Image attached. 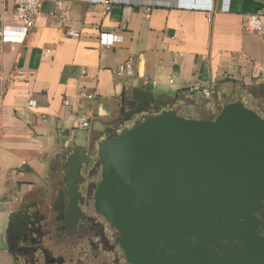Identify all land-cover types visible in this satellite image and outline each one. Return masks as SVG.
I'll return each mask as SVG.
<instances>
[{
	"label": "crops",
	"instance_id": "0c3cea01",
	"mask_svg": "<svg viewBox=\"0 0 264 264\" xmlns=\"http://www.w3.org/2000/svg\"><path fill=\"white\" fill-rule=\"evenodd\" d=\"M57 1H44L24 43L0 40V264H13L15 216L31 199L55 200L58 170L76 149L98 157L110 139L166 112L215 119L242 102L264 115V30L247 19L264 0H210L209 11L198 7L205 0H115L109 12L99 0H68L79 37L52 14ZM3 29L24 37L13 4L0 0ZM103 32L119 38L112 48ZM130 58L135 75L120 78Z\"/></svg>",
	"mask_w": 264,
	"mask_h": 264
},
{
	"label": "water",
	"instance_id": "95a60500",
	"mask_svg": "<svg viewBox=\"0 0 264 264\" xmlns=\"http://www.w3.org/2000/svg\"><path fill=\"white\" fill-rule=\"evenodd\" d=\"M122 64L132 71L122 78L133 77V58ZM95 162L94 204L129 264H264V117L244 103L215 119L147 118L107 141L98 159L76 149L62 165L72 204Z\"/></svg>",
	"mask_w": 264,
	"mask_h": 264
},
{
	"label": "flooded vegetation",
	"instance_id": "af4514ba",
	"mask_svg": "<svg viewBox=\"0 0 264 264\" xmlns=\"http://www.w3.org/2000/svg\"><path fill=\"white\" fill-rule=\"evenodd\" d=\"M85 151L91 155L89 148ZM91 158L98 159L92 155ZM97 163L82 170V198L75 204L68 197L66 170H58L61 177L55 200L48 201L46 196L31 199L17 213L8 249L13 264H129L117 241V230L97 212L94 204L96 184L102 173ZM61 192L64 206L57 203Z\"/></svg>",
	"mask_w": 264,
	"mask_h": 264
},
{
	"label": "built area",
	"instance_id": "2783aa9c",
	"mask_svg": "<svg viewBox=\"0 0 264 264\" xmlns=\"http://www.w3.org/2000/svg\"><path fill=\"white\" fill-rule=\"evenodd\" d=\"M45 0H3L4 3H12L14 6V17L17 21L20 30L23 32L24 37L19 40H12L7 36L8 29L0 30V40L3 42H11V43H24L26 41V38L29 34V32L34 28L36 25L37 19L42 15V5ZM115 0H99V3H102L106 9L105 12H109L111 9V6L114 4ZM200 6V9L203 8L205 10H212L210 0L207 2V4L204 5H198ZM203 6V7H202ZM227 11H230V3L228 4ZM57 18H59L61 21L65 24V34L70 37H79L80 33L77 30V22L72 16L71 12V6L70 1L68 0H58L57 6L55 10L52 13ZM249 25L252 27V29L257 32L261 33L264 30V9L259 10L255 14L249 15L247 17ZM118 37L103 32L100 35V42L103 46H106L108 48L115 45V43L118 41ZM132 71L129 70L128 65L122 64L120 65L119 69L117 70V75L122 78L127 74H131ZM147 82H151V79L149 77L146 78ZM153 85H156V81H152ZM173 83V81H171ZM82 96H86L88 98H94V94H87L83 93ZM67 105L70 104L69 101L66 102ZM37 105V101L32 99L29 102V106L34 108ZM90 126L89 121L87 118L84 119V127L88 129Z\"/></svg>",
	"mask_w": 264,
	"mask_h": 264
},
{
	"label": "rangeland",
	"instance_id": "374dc122",
	"mask_svg": "<svg viewBox=\"0 0 264 264\" xmlns=\"http://www.w3.org/2000/svg\"><path fill=\"white\" fill-rule=\"evenodd\" d=\"M247 95H249V93L246 92V96L244 97L245 101L248 103L252 102V100H253L252 97H249Z\"/></svg>",
	"mask_w": 264,
	"mask_h": 264
},
{
	"label": "trees",
	"instance_id": "16d2710c",
	"mask_svg": "<svg viewBox=\"0 0 264 264\" xmlns=\"http://www.w3.org/2000/svg\"><path fill=\"white\" fill-rule=\"evenodd\" d=\"M261 116H263L264 117V115L263 114H261L260 112H258Z\"/></svg>",
	"mask_w": 264,
	"mask_h": 264
},
{
	"label": "bare ground",
	"instance_id": "6f19581e",
	"mask_svg": "<svg viewBox=\"0 0 264 264\" xmlns=\"http://www.w3.org/2000/svg\"><path fill=\"white\" fill-rule=\"evenodd\" d=\"M198 3V2H197Z\"/></svg>",
	"mask_w": 264,
	"mask_h": 264
}]
</instances>
